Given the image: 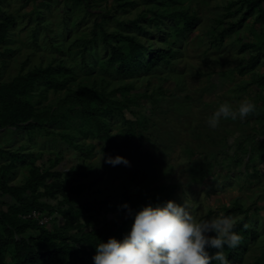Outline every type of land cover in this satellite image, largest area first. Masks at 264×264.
<instances>
[{
    "label": "rangeland",
    "instance_id": "rangeland-1",
    "mask_svg": "<svg viewBox=\"0 0 264 264\" xmlns=\"http://www.w3.org/2000/svg\"><path fill=\"white\" fill-rule=\"evenodd\" d=\"M263 10L264 2L248 12L245 0H0V83L38 66L64 80L34 82L28 102L40 127L0 126V172L10 167L6 182L23 183L31 169L38 171L44 176L38 202L56 211L55 224L67 219L74 227L129 218L124 202L135 211L185 201L198 218L236 202L243 211L231 217L246 214L257 232L242 261L254 264L264 249ZM185 13L196 16L189 30L182 27ZM118 34L140 44L141 63L130 74L108 60V44L127 50ZM167 47L176 51L168 63L142 68ZM78 87L96 91H79L81 100L72 95ZM245 99L257 105L248 118L207 126L219 103L236 106ZM108 100L119 103L112 113L82 117L81 104L90 113ZM51 113L61 120L48 123ZM116 154L130 163L105 162ZM13 202L3 195L0 208ZM130 224L113 232H127ZM19 242L9 239L7 262L24 251ZM79 246L84 251L77 256L94 264L88 257L93 246Z\"/></svg>",
    "mask_w": 264,
    "mask_h": 264
},
{
    "label": "trees",
    "instance_id": "trees-1",
    "mask_svg": "<svg viewBox=\"0 0 264 264\" xmlns=\"http://www.w3.org/2000/svg\"><path fill=\"white\" fill-rule=\"evenodd\" d=\"M245 1L248 12H252L255 8H259L264 2V0ZM195 21L196 16L194 14H183V29H191ZM95 24L99 28L101 37H105L106 32L102 24L97 22V20H95ZM118 36L127 41V50L124 51L119 48V46L108 44L110 50L108 60L110 62L117 61L118 70L124 74H130L136 70V64L141 63L138 48L140 44L133 36L122 34H118ZM250 46L253 47L254 44H250ZM175 52V50L168 47L157 51L147 59L142 68L150 70L160 62L168 63L169 58L173 57ZM49 68V66L34 67L25 72H19L11 81L0 83V102L3 105L0 109V126H19L22 127L24 131L29 132L42 125V120L38 118V114L31 112L28 96L36 79L42 78L55 85L64 82V80L59 81L56 77L52 76ZM79 91L90 95L96 90L93 88L78 87L77 90L72 91L73 96H77L82 100L83 96L79 94ZM108 101V103H110L109 105L100 108L93 107L90 113H88V106L85 103L81 104L80 113L82 117H91L94 115L92 113H112L115 106L119 103L116 100ZM29 118H31V120L27 121ZM59 120H61L60 115L52 113L46 118L48 123ZM60 136L67 138L68 134H60ZM2 152L3 150L0 149V153ZM9 170L10 167L7 166L0 172V197L7 195L14 200L13 203H5L6 206L0 208V228L2 230L0 234V264H52L58 259H60L63 264H87L85 258L77 256L79 251H84V249H81V246H79V242H86L93 246L94 243L99 242V239L107 240L109 236L121 238L126 231L118 232L116 230L113 232V228H117L121 231V229L127 225L128 220L132 222V215H130L129 218L122 217L106 220L93 228L83 226L74 227L72 221L67 219L61 223L55 224L56 211L52 208L43 207L37 200L38 195L36 188L38 183L44 180V176L38 171L31 169L25 182L20 184H8L6 182V177ZM31 210H38L42 213L51 215L52 222L50 223L52 224L47 223L40 225L35 218L23 217ZM242 211L243 209L236 202L222 209V213L229 216L233 215L235 212ZM245 224L248 226L244 227ZM50 225H53V228L50 227ZM36 231L37 233L34 234ZM236 231L240 232L243 236L240 244L236 248L230 249L225 246L223 249L229 264H242L248 240L254 239L257 235L256 230L247 223L246 214L236 220ZM9 239H19L20 245L24 246V251L21 256L11 263L7 262L4 258V252L8 245L10 246ZM93 248L95 249L94 246ZM213 251L216 250L209 249L210 253ZM92 255L93 253L88 255L89 259H92ZM213 264H218V262L214 261ZM254 264H264V249L259 260Z\"/></svg>",
    "mask_w": 264,
    "mask_h": 264
},
{
    "label": "clouds",
    "instance_id": "clouds-1",
    "mask_svg": "<svg viewBox=\"0 0 264 264\" xmlns=\"http://www.w3.org/2000/svg\"><path fill=\"white\" fill-rule=\"evenodd\" d=\"M256 108V103L249 99L236 106L219 103L206 123L210 129H216L222 120H245ZM105 162L130 163L120 154L107 156ZM123 207L132 215L129 229L121 238L99 239L92 255L94 264H229L223 249L236 248L243 239L231 216L221 213L198 218L185 201L147 203L135 211L127 202ZM210 248L216 251L210 253Z\"/></svg>",
    "mask_w": 264,
    "mask_h": 264
},
{
    "label": "built area",
    "instance_id": "built-area-1",
    "mask_svg": "<svg viewBox=\"0 0 264 264\" xmlns=\"http://www.w3.org/2000/svg\"><path fill=\"white\" fill-rule=\"evenodd\" d=\"M23 217L28 218H35L40 225H44L47 223L52 222V216L46 213H42L38 210H31L27 214H25Z\"/></svg>",
    "mask_w": 264,
    "mask_h": 264
}]
</instances>
